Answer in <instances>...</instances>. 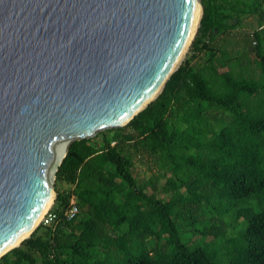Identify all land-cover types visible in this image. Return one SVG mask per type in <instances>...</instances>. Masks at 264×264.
I'll return each instance as SVG.
<instances>
[{
  "label": "trees",
  "instance_id": "1",
  "mask_svg": "<svg viewBox=\"0 0 264 264\" xmlns=\"http://www.w3.org/2000/svg\"><path fill=\"white\" fill-rule=\"evenodd\" d=\"M201 3L190 57L99 145L70 143L56 181L71 187L55 183L53 219L0 264H264V25L247 37L257 76L211 39L244 12L264 24V0ZM198 53L205 58L194 65ZM143 152L170 172L166 198L155 195L153 178L152 193L137 183L134 156ZM72 196L78 212L67 219ZM241 218L243 227L228 234Z\"/></svg>",
  "mask_w": 264,
  "mask_h": 264
},
{
  "label": "water",
  "instance_id": "2",
  "mask_svg": "<svg viewBox=\"0 0 264 264\" xmlns=\"http://www.w3.org/2000/svg\"><path fill=\"white\" fill-rule=\"evenodd\" d=\"M202 12L201 0H0V257L53 204L70 143L163 89Z\"/></svg>",
  "mask_w": 264,
  "mask_h": 264
},
{
  "label": "rangeland",
  "instance_id": "3",
  "mask_svg": "<svg viewBox=\"0 0 264 264\" xmlns=\"http://www.w3.org/2000/svg\"><path fill=\"white\" fill-rule=\"evenodd\" d=\"M240 18H241V20L239 21L238 25L235 28H233V30L232 29H231V31L229 30V32H226V31L218 32L215 29L216 35L211 38L212 43H214L216 46H218L220 48H225V49L229 50V53H231V54L241 55V61L242 62H241L240 68L242 70H244L246 75L253 74V75L257 76L258 69L256 66L255 54L249 48L247 37H249L251 35V33L254 29H256L260 26H263L264 24L258 25L256 15L253 13H250V12H244V13L240 14ZM232 21H235V19L233 18ZM195 35H196V33H195ZM195 35H194V37H195ZM244 39H246V40L244 41ZM189 48H190V45L188 46L185 54L182 56L180 63L182 61H184L186 58L190 57L191 52H190ZM205 54H206V52H205ZM205 54L198 53L191 60V63H193L194 65L202 64V61L205 58ZM123 125L97 131L94 135L88 137L87 139L89 142H91L95 145H99L101 143L104 135L109 133L108 132L109 129L118 128V127H121ZM157 164H158V160H157ZM132 172H133V175L135 176V178L137 179L138 184L144 183V191L145 192L152 193L155 190V195L160 197V198H166L168 196V194L163 191V184L165 182L166 177L168 175H170V172L167 171L166 169H159L158 165H156V161L148 153L143 152L141 154H136L134 156V166L132 167ZM161 173H165L164 176L161 175ZM149 177L153 178V180H154V185H155L154 190L151 188L150 185L146 184V181L149 179ZM55 183H56V186L59 188L68 189L69 187H71V184H69L67 182L56 181V177H55ZM55 183H54V185H55ZM40 223H41V221H40ZM40 223L37 224V226L33 229V231H35V232L40 231V229H38L40 227ZM243 224L244 223H243V220L241 218V219H239V223H237L236 227H233V225L228 226L227 233L233 234L234 232L241 229L243 227ZM196 240L204 241L205 238L198 237ZM191 241H194V238H192ZM206 242H211V241H209V239H207Z\"/></svg>",
  "mask_w": 264,
  "mask_h": 264
},
{
  "label": "built area",
  "instance_id": "4",
  "mask_svg": "<svg viewBox=\"0 0 264 264\" xmlns=\"http://www.w3.org/2000/svg\"><path fill=\"white\" fill-rule=\"evenodd\" d=\"M49 209L46 212V214L43 216L41 222L43 221L44 223H47V222H49V221H51L53 219L54 214L51 213L49 211ZM77 212H78V206H77V203H76V200H75L74 196H72L71 200H70V205L66 209L67 219H71Z\"/></svg>",
  "mask_w": 264,
  "mask_h": 264
},
{
  "label": "bare ground",
  "instance_id": "5",
  "mask_svg": "<svg viewBox=\"0 0 264 264\" xmlns=\"http://www.w3.org/2000/svg\"><path fill=\"white\" fill-rule=\"evenodd\" d=\"M156 92H158L157 90L144 102L142 103L140 106H138L136 109H134L133 111H131L126 117L122 118L118 123L119 124H123L125 123L136 111H138V109H140L148 100H150L155 94ZM31 230V229H30ZM29 232V231H28ZM27 232V233H28ZM26 233V235H27ZM4 251V250H3ZM1 251L0 254L3 252Z\"/></svg>",
  "mask_w": 264,
  "mask_h": 264
}]
</instances>
